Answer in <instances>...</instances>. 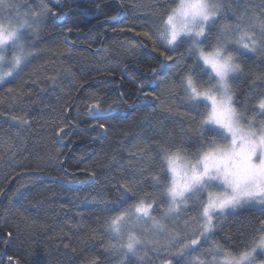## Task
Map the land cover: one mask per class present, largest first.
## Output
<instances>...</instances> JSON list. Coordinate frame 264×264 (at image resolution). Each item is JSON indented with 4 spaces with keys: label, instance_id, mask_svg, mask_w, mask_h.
Here are the masks:
<instances>
[{
    "label": "snow or ice",
    "instance_id": "snow-or-ice-1",
    "mask_svg": "<svg viewBox=\"0 0 264 264\" xmlns=\"http://www.w3.org/2000/svg\"><path fill=\"white\" fill-rule=\"evenodd\" d=\"M74 2L54 7L38 0L33 8L27 0H0V86L19 79L39 55L37 41L49 18L66 17ZM153 14L140 30L133 25L111 31L134 33L145 51L151 45L147 58L157 60L159 70L150 67L138 91L161 99L179 88L186 111L179 112L174 102H162L161 108L189 121L187 131L195 139L176 142L168 134L136 145L131 155L137 161L150 156L149 161L140 167L130 162L131 178L112 184L115 198L102 192L91 196L103 205L98 211L107 237L104 251L116 257L115 264H264V0H244L243 6L241 0H168ZM241 80H249L247 91L239 88ZM156 87L159 92L145 91ZM6 92L10 99L31 95L22 86ZM87 111L92 127L106 132L101 121L110 108L93 99ZM241 212L253 219L234 235L229 218ZM12 239L9 231L4 243ZM100 259L92 257L88 264ZM7 260L20 264L18 257Z\"/></svg>",
    "mask_w": 264,
    "mask_h": 264
},
{
    "label": "trees",
    "instance_id": "trees-1",
    "mask_svg": "<svg viewBox=\"0 0 264 264\" xmlns=\"http://www.w3.org/2000/svg\"><path fill=\"white\" fill-rule=\"evenodd\" d=\"M48 2L55 7L66 0ZM167 2L75 0L69 15L55 22L49 18L37 41L39 55L19 79L0 86V112L4 113L0 116V264H8V256L18 257L20 264H88L95 256L101 257L99 264H115L116 257L103 248L107 237L98 211L103 205L91 196L102 192L115 198L112 184L131 178L130 162L140 167L149 161L150 156L137 161L131 155L136 145L168 134L176 142L182 137L195 139L187 131L189 121L161 108L162 102H174L179 112L186 111L179 88L175 96L161 99L145 98L138 91L141 82H147L150 67L159 70L158 61L147 58L151 45L145 51L134 33L111 31L133 25L140 30L155 18L153 9ZM27 4L34 8L38 0ZM67 27L73 32H67ZM131 45L133 51L128 50ZM248 85L249 80H241L239 88L247 91ZM21 86L31 95L10 99L6 88ZM93 99L110 108L109 118L101 121L107 125L106 132L92 127L95 121L87 107ZM187 146L195 148L191 143ZM229 219L235 235L253 217L241 212ZM9 231L13 239L6 245Z\"/></svg>",
    "mask_w": 264,
    "mask_h": 264
},
{
    "label": "water",
    "instance_id": "water-1",
    "mask_svg": "<svg viewBox=\"0 0 264 264\" xmlns=\"http://www.w3.org/2000/svg\"><path fill=\"white\" fill-rule=\"evenodd\" d=\"M77 98H78V96H77Z\"/></svg>",
    "mask_w": 264,
    "mask_h": 264
}]
</instances>
